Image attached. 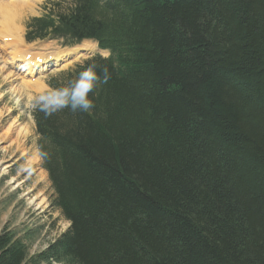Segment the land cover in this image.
Wrapping results in <instances>:
<instances>
[{"label":"trees","instance_id":"trees-1","mask_svg":"<svg viewBox=\"0 0 264 264\" xmlns=\"http://www.w3.org/2000/svg\"><path fill=\"white\" fill-rule=\"evenodd\" d=\"M75 9L70 25L58 16L64 34L95 36L113 55L34 112L53 205L69 221L38 258L264 264V0ZM24 245L1 233L0 264H22Z\"/></svg>","mask_w":264,"mask_h":264},{"label":"rangeland","instance_id":"rangeland-1","mask_svg":"<svg viewBox=\"0 0 264 264\" xmlns=\"http://www.w3.org/2000/svg\"><path fill=\"white\" fill-rule=\"evenodd\" d=\"M25 1H29L30 7L27 4L28 7L24 6L23 10L20 7L10 10V6L5 5L0 8L2 16L0 24L6 26L5 21H8L12 31L10 38L12 41L8 43L15 46L13 50L6 47L8 43L0 47V234L8 233L13 241L19 240L25 244L26 260L22 264H58L38 258V253L48 249L49 245L67 229L69 221L53 205L54 191L39 156L37 134L31 113L37 98L47 89L44 84L48 77L72 67L77 61L81 62L92 54H81L82 50L78 49L76 54L64 58L59 65L45 71L43 69L41 73L32 72L28 75L21 68L17 69L14 64L8 63L9 56L14 53L21 56L30 53L36 56L43 49L61 50L55 41L43 45L24 41L25 22L31 14L41 13V6L47 0ZM2 29L7 31L6 27ZM3 37H7V34L3 33ZM3 37L0 38V42L3 41ZM84 46L89 49L93 47L91 44ZM36 81L42 83L41 89L33 88L31 85ZM21 87L27 89L21 90ZM17 97L18 102L15 101ZM10 167L15 174L10 175Z\"/></svg>","mask_w":264,"mask_h":264},{"label":"bare ground","instance_id":"bare-ground-1","mask_svg":"<svg viewBox=\"0 0 264 264\" xmlns=\"http://www.w3.org/2000/svg\"><path fill=\"white\" fill-rule=\"evenodd\" d=\"M24 2H25V4H24ZM28 2L29 1H25V0H18V3L16 2V3H13V2H11V3H9V4H2L1 6H0V8L2 7V6H10L9 7V9L11 10L12 8H16L17 9V7L19 8L20 7V9L21 10H23L24 8V6H26V8L29 6V4H28ZM27 4H28V6H27ZM30 7V6H29ZM4 8H6V7H4ZM23 8V9H22ZM9 10V11H10ZM29 11H30V8H29ZM20 12V11H19ZM24 12V11H23ZM7 19V18H6ZM5 23H7V25L5 26L6 28H7V30L8 29H10V28H8V21H5ZM10 24H11V22H10ZM11 25H13V24H11ZM4 27V28H5ZM16 30V29H15ZM15 30H14V32H15ZM18 31V30H17ZM10 46H12V44H9ZM4 48H6V47H4ZM8 49V48H7ZM6 49V50H7ZM72 51L73 50H67L66 52H64L63 54H61L60 53V51L58 52V53H56V52H51V54L53 55V62L56 64H58L59 62H61V61H63L62 59H63V57H66V56H68V54L70 53H72ZM11 53H13V52H11ZM10 53V54H11ZM43 54H45V53H40L38 56H36V58L35 59H24L23 58V56H21V55H16V54H12L13 55V59L15 60V61H22L23 62V66H21V67H24L25 69H27V73H32V72H40V71H42L43 69L45 70L48 66L46 65L47 63H49V62H51L50 60L48 61V59L47 58H45L44 56H42ZM56 64V65H57ZM12 77H13V75H11ZM11 76H9V78L11 77ZM29 83V82H28ZM27 85V84H26ZM25 85V86H26ZM29 85H30V83H29ZM31 85H33V88H36V89H41L42 87H43V85H42V83H39V82H35V83H32ZM27 87H28V85H27ZM22 88L23 89H25L24 87H21V90H22ZM32 88V89H33ZM34 90V89H33ZM24 91V90H23ZM28 91H30V89L28 90ZM37 92V91H36ZM28 95V94H27ZM29 97H30V95H28ZM28 98V97H27ZM18 100H19V97H17V98H15V101L16 102H18ZM15 102V103H16ZM35 199V198H34ZM34 201V200H33ZM40 202V201H39Z\"/></svg>","mask_w":264,"mask_h":264},{"label":"snow or ice","instance_id":"snow-or-ice-1","mask_svg":"<svg viewBox=\"0 0 264 264\" xmlns=\"http://www.w3.org/2000/svg\"><path fill=\"white\" fill-rule=\"evenodd\" d=\"M88 74L87 73H85V76H87ZM90 86L89 85H87V84H81V88H84V89H87V88H89ZM80 93H78V95H79Z\"/></svg>","mask_w":264,"mask_h":264},{"label":"flooded vegetation","instance_id":"flooded-vegetation-1","mask_svg":"<svg viewBox=\"0 0 264 264\" xmlns=\"http://www.w3.org/2000/svg\"><path fill=\"white\" fill-rule=\"evenodd\" d=\"M12 169V167H10V169L9 170H11Z\"/></svg>","mask_w":264,"mask_h":264}]
</instances>
